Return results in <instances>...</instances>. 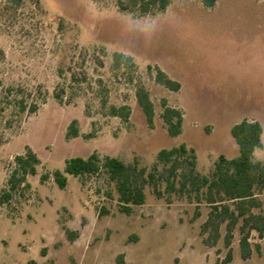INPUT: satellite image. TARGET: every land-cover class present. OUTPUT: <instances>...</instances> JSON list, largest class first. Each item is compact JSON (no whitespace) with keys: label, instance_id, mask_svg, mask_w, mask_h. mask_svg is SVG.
Here are the masks:
<instances>
[{"label":"rangeland","instance_id":"obj_1","mask_svg":"<svg viewBox=\"0 0 264 264\" xmlns=\"http://www.w3.org/2000/svg\"><path fill=\"white\" fill-rule=\"evenodd\" d=\"M1 4L0 103L9 87L38 110L7 105L2 115L0 196L15 157L27 147L41 164L28 176V189L0 204V264H116L120 254L124 264L221 262L226 225L217 245L206 246L201 225L210 207L197 205L194 193L168 192L162 182L158 197L147 186L146 203L127 215L104 175H67L61 189L53 172L64 171L71 157L93 153L151 171L160 150L181 144L195 151L203 175L220 155L236 158L232 126L248 119L264 129V0H217L210 9L202 0H172L148 15L121 11L115 0H24L14 13ZM158 68L181 84L179 92L156 81ZM139 85L155 106L152 127L137 103ZM163 99L183 113L179 136L167 132ZM123 105L130 108L127 123L110 113ZM74 120L79 136L69 137ZM262 141L259 161L264 132ZM42 175L49 178L42 182ZM258 198L263 206L256 213L264 211V193ZM196 208L201 216L193 221ZM241 224L228 264H264V237L255 231L251 242L261 251L241 258Z\"/></svg>","mask_w":264,"mask_h":264},{"label":"trees","instance_id":"obj_2","mask_svg":"<svg viewBox=\"0 0 264 264\" xmlns=\"http://www.w3.org/2000/svg\"><path fill=\"white\" fill-rule=\"evenodd\" d=\"M3 10L14 13L21 9L24 0H0ZM39 2V1H38ZM172 0H115L116 6L121 11L136 12L140 15L153 14L157 11H165ZM217 0H202L205 8H213ZM120 54L115 56V66L121 65ZM156 81L173 92H179L181 84L171 79L161 69L156 70ZM2 88H0L1 92ZM6 102L0 103V121L7 105L20 107L22 112L36 113V103L28 102L20 95V90L7 88ZM10 97V98H9ZM58 97V96H57ZM59 98V97H58ZM137 103L141 107L150 127L154 124L155 106L150 98L149 91L143 86L136 87ZM163 111L161 118L166 125L170 136L176 137L182 133L183 113L177 108L168 105L167 100H162ZM110 113L127 123L130 118V108L127 105L120 107L111 106ZM77 120L70 127L68 136H79L76 128ZM263 126L259 121L244 119L231 128V135L238 145L239 155L228 159L220 155L214 164L210 175H203L197 171V157L195 151L181 144L170 149H162L157 155V163L151 171L146 167H139L138 163L127 164L117 157L106 155L99 156L93 153L87 158L71 157L65 162L64 171L53 172L54 182L59 188L65 189L68 184L67 175L83 178L87 176L104 175L115 186L118 195L119 209L122 213L130 215L134 207L146 203V187L152 186L155 194L161 197L160 184L165 182L168 192L182 194H195L197 205L205 203L210 207L206 221L201 225L203 243L208 247L217 245L222 237L221 228L226 225L224 236L225 247L228 249L226 257L216 264H228L233 260L232 242L234 231L240 226V254L243 260H248L253 251H261V245L251 242V232L255 231L259 238L264 237V211L256 213V209L263 204L258 195L264 193V161L255 159V151L263 147ZM4 137L0 132V145ZM41 160L30 148L26 152L17 155L14 168L7 180V188L3 189L0 196V204L8 203L14 193L21 189H28L30 183L28 176L36 175ZM159 167H162L160 170ZM49 178L42 175L41 181ZM199 207V206H197ZM201 216L199 208H196L193 221ZM73 234L74 233H70ZM45 252V249L43 253ZM116 264H124V255L117 257Z\"/></svg>","mask_w":264,"mask_h":264}]
</instances>
